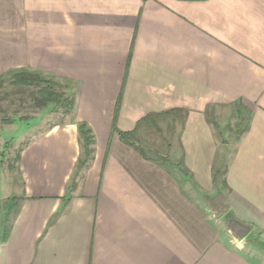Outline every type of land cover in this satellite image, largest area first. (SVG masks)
<instances>
[{
	"label": "crops",
	"instance_id": "1",
	"mask_svg": "<svg viewBox=\"0 0 264 264\" xmlns=\"http://www.w3.org/2000/svg\"><path fill=\"white\" fill-rule=\"evenodd\" d=\"M16 69L69 82L75 105L23 143L14 172L0 156L22 184L6 221L0 181V264H264V0H0V78ZM221 105L247 125L219 216L204 193ZM81 122L94 144L78 170ZM158 122L165 140H151Z\"/></svg>",
	"mask_w": 264,
	"mask_h": 264
},
{
	"label": "rangeland",
	"instance_id": "2",
	"mask_svg": "<svg viewBox=\"0 0 264 264\" xmlns=\"http://www.w3.org/2000/svg\"><path fill=\"white\" fill-rule=\"evenodd\" d=\"M3 79L4 86L0 88V156L4 167L11 168L10 170H13L14 172V169L18 164V156L23 143L38 131L39 126L41 127V125L45 124V127L47 128L53 123H62L65 121L67 114H64L63 110L55 103L48 104L42 108L36 107L32 93L38 90L37 87L34 85L25 86L15 84L12 71L4 72ZM61 85L63 88L61 89L64 91L66 89L65 92H67L68 95H71L69 91H67L71 84L65 81ZM207 113V116H210V121L214 120L218 122L220 126L219 130L215 129L217 143L213 168L219 169L220 173L217 177L218 183L213 185L214 189L210 192L207 190L204 195L211 211L220 216L227 210L224 211L223 209V205H227L226 190L228 189L224 184V181L226 180L224 170L229 164V158L236 145V141L240 138L241 133H243L242 131H244L243 129H245L247 125L246 113L244 110L240 109L239 105H221L218 106L217 110L212 107ZM143 127L144 123L142 124L141 129ZM167 129L169 130L170 128H167L166 122H158V126L151 128L150 130L151 140L160 138L165 140V136H167L170 131ZM139 133L141 138V131ZM139 144L142 145L141 142ZM151 145L153 149L150 153L152 154L161 152L154 149L156 146L160 147V149L162 147V150L167 146L165 142L154 143L152 141ZM0 181H3L4 185H6L4 187L7 189V193L10 195L9 200L12 202V199L21 192V176L19 175L18 170L15 174L9 172L6 173V176L0 175ZM211 199H215L212 203L213 206H211L212 201L209 202ZM223 224L226 225V219L223 220ZM230 235H233L232 232ZM230 239H232L238 246H244V240L240 241L232 236ZM247 241V248L250 252L251 250L255 253H258L259 250L262 251L255 240L249 239Z\"/></svg>",
	"mask_w": 264,
	"mask_h": 264
},
{
	"label": "trees",
	"instance_id": "3",
	"mask_svg": "<svg viewBox=\"0 0 264 264\" xmlns=\"http://www.w3.org/2000/svg\"><path fill=\"white\" fill-rule=\"evenodd\" d=\"M13 81L15 84L31 86L34 85L37 87V91L32 93V97L34 100V104L36 107H45L48 104L55 103L59 106L64 114L70 113L75 105V99L72 95L66 94L64 90H62V85L55 79L48 78L44 76L42 73L37 71H30L25 69H16L13 70ZM4 86L3 77L0 78V88ZM62 88V89H61ZM120 99V98H119ZM120 101V100H119ZM117 112L119 108V103H117ZM213 126L219 130L220 126L218 122L211 120ZM79 130V141L81 145V156L79 157L77 163V169L86 166L88 162L92 159L93 156V144H94V136L91 128L88 126L86 122H81L78 125ZM114 130L117 131L116 126H114ZM121 138L125 142H130L129 139L133 136L132 132H119ZM222 135V134H221ZM19 158V156H18ZM225 174H227L228 166L225 168ZM220 173L219 169H214L213 183H218V174ZM225 187H228L227 180L224 181ZM19 199L14 197L12 202L9 200L5 202L4 208L6 211V221L9 219L10 215L17 208ZM212 201V202H211ZM215 199L209 200L211 202V206H213V202ZM226 203V202H225ZM224 211L228 208L227 205H223Z\"/></svg>",
	"mask_w": 264,
	"mask_h": 264
},
{
	"label": "water",
	"instance_id": "4",
	"mask_svg": "<svg viewBox=\"0 0 264 264\" xmlns=\"http://www.w3.org/2000/svg\"><path fill=\"white\" fill-rule=\"evenodd\" d=\"M229 228L233 236H235L238 240H242L249 229V227L246 226L245 224H241L239 222H234V221L229 223Z\"/></svg>",
	"mask_w": 264,
	"mask_h": 264
}]
</instances>
